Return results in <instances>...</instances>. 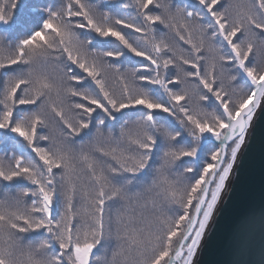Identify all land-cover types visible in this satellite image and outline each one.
<instances>
[{
  "label": "snow or ice",
  "instance_id": "obj_1",
  "mask_svg": "<svg viewBox=\"0 0 264 264\" xmlns=\"http://www.w3.org/2000/svg\"><path fill=\"white\" fill-rule=\"evenodd\" d=\"M262 117L264 0H0V264H198Z\"/></svg>",
  "mask_w": 264,
  "mask_h": 264
},
{
  "label": "water",
  "instance_id": "obj_2",
  "mask_svg": "<svg viewBox=\"0 0 264 264\" xmlns=\"http://www.w3.org/2000/svg\"><path fill=\"white\" fill-rule=\"evenodd\" d=\"M264 205V117L256 122L251 145L238 160L198 254V264H230L234 239L249 209ZM264 225L257 218L244 238L245 247L259 249Z\"/></svg>",
  "mask_w": 264,
  "mask_h": 264
},
{
  "label": "trees",
  "instance_id": "obj_3",
  "mask_svg": "<svg viewBox=\"0 0 264 264\" xmlns=\"http://www.w3.org/2000/svg\"><path fill=\"white\" fill-rule=\"evenodd\" d=\"M23 2L26 4V5H29L31 6V4L33 3V5L35 6H38L42 3L45 2V0H23ZM27 9V8H26ZM32 14V15H31ZM35 14L33 13H30V11L28 10H25V11H22L21 13L19 12V15H18V20L21 22V23H27L29 19H31L32 17H34ZM19 16H21L22 18H19Z\"/></svg>",
  "mask_w": 264,
  "mask_h": 264
},
{
  "label": "rangeland",
  "instance_id": "obj_4",
  "mask_svg": "<svg viewBox=\"0 0 264 264\" xmlns=\"http://www.w3.org/2000/svg\"><path fill=\"white\" fill-rule=\"evenodd\" d=\"M31 6H33V3L31 4ZM25 10H28V9H24L23 11H25ZM28 11H29V10H28ZM19 12L21 13L22 11H18V12H17V18H18ZM31 15H32V14H31ZM19 18H22V17L19 16Z\"/></svg>",
  "mask_w": 264,
  "mask_h": 264
},
{
  "label": "bare ground",
  "instance_id": "obj_5",
  "mask_svg": "<svg viewBox=\"0 0 264 264\" xmlns=\"http://www.w3.org/2000/svg\"><path fill=\"white\" fill-rule=\"evenodd\" d=\"M222 200V199H221Z\"/></svg>",
  "mask_w": 264,
  "mask_h": 264
}]
</instances>
